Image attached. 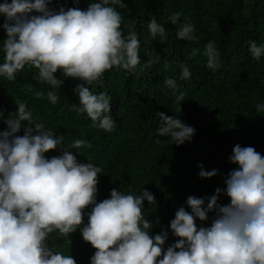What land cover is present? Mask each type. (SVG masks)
<instances>
[{"label": "clouds", "instance_id": "obj_1", "mask_svg": "<svg viewBox=\"0 0 264 264\" xmlns=\"http://www.w3.org/2000/svg\"><path fill=\"white\" fill-rule=\"evenodd\" d=\"M73 2L79 4L80 0ZM52 3H0V14L5 17L0 27L6 31L0 76L14 81L27 65L38 69V77L34 78L57 89L64 83L54 75L58 70L80 80L82 83L73 89L79 104L74 103L72 110L78 115L86 113L91 127L112 132L115 121L110 115L111 98L106 92L94 94L89 86L102 84L105 72L113 67L134 73L141 65L138 34L128 24L125 35L123 17L115 7L128 5L125 0H96L86 9L60 6L57 10L50 7ZM182 15L176 12L169 17L173 25H178L176 36L195 41V25L187 17L181 22ZM148 29L153 39H166L165 27L154 18ZM248 43L251 56L260 61L264 44L258 45L255 40ZM199 51L194 48L191 55ZM203 55L209 69L220 67V52L213 41L207 42ZM159 58L147 60L140 70L151 68ZM180 67V79H190L189 67ZM165 84L176 95L181 112L185 93L177 95L178 85L173 78H167ZM34 95L38 99L46 95L53 105L59 100L56 91H37ZM15 103L16 111L4 119L8 130L0 131V264H77L73 256L55 251L48 241L50 234L58 230L71 244L70 234L78 229L83 240L95 249L90 264H264V156L254 147H233L228 159L238 167L227 174L226 188L217 187L215 194L207 198L206 206L205 198L187 197L191 211L181 206L175 212L170 230L178 239L165 249L168 229L151 235L154 224L144 216L145 200L156 207L154 194L146 188L140 195L113 188L110 198L97 202L102 168L80 162L78 154L71 151L91 148V143L76 139L65 145L62 136L33 120L24 102ZM256 109L264 111V104H257ZM156 116V143H160L159 137H170L177 146L192 140L196 130L182 119L163 112ZM22 121L35 127L24 126L19 135ZM57 149L60 155L46 157V153ZM199 167L201 178L218 174V169L206 171L202 163ZM222 192L230 203H218ZM209 213L213 214L210 226H198L197 218L208 221Z\"/></svg>", "mask_w": 264, "mask_h": 264}, {"label": "trees", "instance_id": "obj_2", "mask_svg": "<svg viewBox=\"0 0 264 264\" xmlns=\"http://www.w3.org/2000/svg\"><path fill=\"white\" fill-rule=\"evenodd\" d=\"M4 0H0L3 3ZM10 3L11 0H8ZM96 0H53L50 7L65 9L79 7L86 9L88 3ZM128 7L115 6L123 17L121 25L125 35L126 25H133L140 39L139 57L141 65L134 73L113 67L105 72L102 84L89 86L94 94L106 92L111 98V113L115 130L105 132L91 127L92 121L86 113L78 115L72 105L79 104V97L73 91L82 81L64 76L58 70L54 75L64 81L57 89L47 82H39L38 69L25 66L16 74L14 81L0 76V131H7L4 119L17 109L16 101L24 102L31 111L33 120L44 124L45 129L63 137L65 145L76 139H84L92 147L71 149L78 154L80 162H91L102 168L99 174L97 202L110 198V191L116 188L125 194L140 195L143 188L154 194L156 207L144 201L145 219L153 222L150 230L155 235L168 229L167 249L178 238L170 230V221L175 212L186 204L188 196L207 198L215 189L226 188L227 174L238 166L229 162L233 147L251 146L264 156V111L257 112V104H264V56L260 61L253 59L249 52V41L264 44V0H125ZM181 12L195 25V41L178 39V25L169 17ZM36 14V13H33ZM155 19L166 29V39H153L148 23ZM5 17L0 14V25ZM6 31L0 27V63L4 62L2 50ZM213 41L220 52V67L213 71L207 67L203 55L208 41ZM162 41V42H161ZM199 49L192 56V49ZM159 56L151 68L141 71L149 59ZM168 64L169 67H165ZM181 64L189 67L192 76L181 80ZM173 78L178 91L184 92L180 104L173 90L165 84ZM56 91L58 102L53 105L45 95L37 98L34 93ZM157 112L180 118L196 131L190 142L177 146L170 137H159L156 143ZM24 126L35 127L22 121L19 135ZM59 149L46 153L47 158L60 155ZM206 171L218 169L212 178H201L200 164ZM218 203L228 204L230 198L220 193ZM91 209H86V213ZM209 220L198 226H210ZM87 214L84 223H87ZM159 220V224L156 221ZM71 244L61 237L58 230L49 236V246L64 255H71L77 264H90L95 249L82 238L79 229L70 234Z\"/></svg>", "mask_w": 264, "mask_h": 264}]
</instances>
